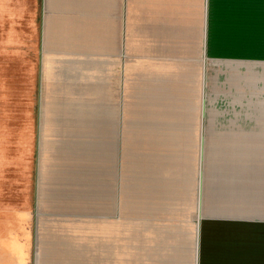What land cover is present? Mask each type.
<instances>
[{"label":"crops","instance_id":"0c3cea01","mask_svg":"<svg viewBox=\"0 0 264 264\" xmlns=\"http://www.w3.org/2000/svg\"><path fill=\"white\" fill-rule=\"evenodd\" d=\"M122 7L123 0H42L27 51L22 40L14 44V60L27 70L28 115L13 137L27 140L28 196L13 213L17 226L4 232L0 264H114L122 43L128 125L138 128L128 131V147L179 152L184 138L192 150L200 128L203 182L199 161L191 181L185 158V185L195 184L201 219L194 264H264V0H124ZM180 156L168 162L173 182L141 195L162 188L175 195ZM140 166L156 175L163 169L152 154ZM235 252L241 261H230Z\"/></svg>","mask_w":264,"mask_h":264},{"label":"rangeland","instance_id":"374dc122","mask_svg":"<svg viewBox=\"0 0 264 264\" xmlns=\"http://www.w3.org/2000/svg\"><path fill=\"white\" fill-rule=\"evenodd\" d=\"M122 8H124V0ZM41 10L42 0H0V242L8 239L4 232L10 229V226H17L13 213L22 210L25 198L28 196H26V187L22 179V173L29 161L27 140H24L22 144L19 138L13 137V132L18 134L21 127L25 125L21 123L22 116L28 115L27 70L19 65L18 60L15 62L14 57L19 49L15 48L14 44L19 42V39L22 40L21 44L25 45L24 51H27L30 20H34ZM120 55L115 139V228L111 226V237L114 236L115 240V254L110 262L114 264H194L196 239L194 229L201 224V219L199 208H197L199 205L195 203V184L189 189L188 185H185L188 182V177L185 175L188 173L187 165L190 166V163H186V159L191 158L190 180H194L195 176L197 179L199 174L197 161H199L203 182L204 154L202 166H200V138L198 137L200 128L197 124L196 139L192 140L193 143L195 142V147L192 150H189L190 147L186 145V142L188 144L190 140L184 138L180 140L179 152L167 147L160 152L151 147L134 148L132 144L128 147V131H135L138 128L135 126L129 128L128 125V55L125 58L123 43ZM125 63H127L126 72ZM180 127L182 131L187 132L188 126L185 127L184 123ZM133 145H137V142L133 141ZM176 153L181 155L182 166L178 177L175 178L179 181V186L175 188L176 194L164 193L162 188L158 190L159 194L149 197L141 195L155 190V182L162 181L166 184L173 182L174 176L168 164ZM150 154L158 155L163 166L161 171H156L157 175L154 171L147 173L141 170V159H148ZM201 186L203 191V185ZM35 219L33 217L31 221L26 222V230H29L31 234L32 244L35 240ZM200 234L201 232L198 236H201ZM17 238L22 240L24 236L18 235ZM33 254L32 246L29 259H33ZM202 260L204 261L203 247ZM237 260L241 261L235 252V257L230 261Z\"/></svg>","mask_w":264,"mask_h":264}]
</instances>
